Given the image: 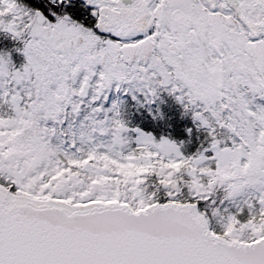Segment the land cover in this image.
<instances>
[{
	"label": "snow or ice",
	"instance_id": "6c2138e0",
	"mask_svg": "<svg viewBox=\"0 0 264 264\" xmlns=\"http://www.w3.org/2000/svg\"><path fill=\"white\" fill-rule=\"evenodd\" d=\"M0 264H264V0H0Z\"/></svg>",
	"mask_w": 264,
	"mask_h": 264
}]
</instances>
